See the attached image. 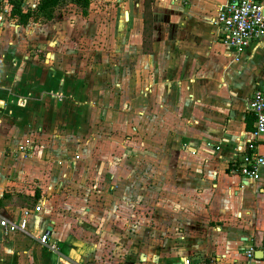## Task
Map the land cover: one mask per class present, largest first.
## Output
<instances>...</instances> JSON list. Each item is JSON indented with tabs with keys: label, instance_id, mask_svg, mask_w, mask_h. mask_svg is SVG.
I'll return each mask as SVG.
<instances>
[{
	"label": "crops",
	"instance_id": "crops-1",
	"mask_svg": "<svg viewBox=\"0 0 264 264\" xmlns=\"http://www.w3.org/2000/svg\"><path fill=\"white\" fill-rule=\"evenodd\" d=\"M70 1L79 15L61 0L17 24L0 0V216L32 206L25 233L0 229V264H244L264 245V170H236L249 143L264 152L247 106L264 36L222 44L224 0H150L146 17L122 0L112 19Z\"/></svg>",
	"mask_w": 264,
	"mask_h": 264
},
{
	"label": "built area",
	"instance_id": "built-area-1",
	"mask_svg": "<svg viewBox=\"0 0 264 264\" xmlns=\"http://www.w3.org/2000/svg\"><path fill=\"white\" fill-rule=\"evenodd\" d=\"M264 4L261 0H224L216 8L215 15L211 22L217 27L219 41L240 52L250 41L260 39L264 36V16L262 9ZM248 110L253 115V128L249 132V140H258L264 137V93L254 90L247 98ZM250 151L243 154L236 165L237 172L249 179H256L259 170H264V152L257 151L249 143ZM39 204L32 210L38 211ZM30 209L22 207L21 215L17 219L0 216V229L3 234L14 232H26L27 217ZM37 240L40 244L46 245L50 249H55L53 242L48 240V230L42 231ZM261 256L264 257V246L260 249ZM257 249L252 245H247L242 249L245 259L244 264L257 263ZM188 264V260H183Z\"/></svg>",
	"mask_w": 264,
	"mask_h": 264
},
{
	"label": "trees",
	"instance_id": "trees-1",
	"mask_svg": "<svg viewBox=\"0 0 264 264\" xmlns=\"http://www.w3.org/2000/svg\"><path fill=\"white\" fill-rule=\"evenodd\" d=\"M61 0H38L37 3L31 8L23 7V0H5L10 7L9 16L14 18L17 24H24L28 20L45 19L48 20L52 17L54 8L60 3ZM82 7L85 6L86 0H74ZM146 6L150 0H144ZM148 6L146 7V9ZM145 18V17H144ZM146 19V18H145ZM250 112V111H249ZM1 203H9L8 195L3 194L0 198ZM36 203V199L32 198L31 203ZM30 208L32 206H23ZM264 246V245H263Z\"/></svg>",
	"mask_w": 264,
	"mask_h": 264
},
{
	"label": "rangeland",
	"instance_id": "rangeland-1",
	"mask_svg": "<svg viewBox=\"0 0 264 264\" xmlns=\"http://www.w3.org/2000/svg\"><path fill=\"white\" fill-rule=\"evenodd\" d=\"M121 1L122 0H91V4L90 5L92 6L91 9L97 14V8L96 7H98V3L101 2L102 4H105L104 6L107 7V8L106 9H103L105 7H103L99 3V6L100 5L102 6V8L100 10L101 11H104L105 10V14H107V16H109V18L112 19V18H114V16L119 17L121 15L120 14V11H118V10L117 11L116 10L114 11V7L116 6V4L120 3ZM61 6L62 7H65L66 6L67 8H70L69 13H71V14L74 13L73 15H79L80 14V11H78L77 7H75L74 4H73V2H71L70 0H63V4ZM72 8H73V11H72ZM57 11L60 12V10H57ZM142 11L144 12L145 17L149 15V13H148L149 10L148 9H146V8L143 7V10ZM107 22H109V21H107ZM107 27L109 28L108 25H106V29H107ZM114 27H115L114 25H110V28H112V34H113V31H114ZM110 32H111V30H110ZM81 43L82 42H79V44L77 45V48L83 49L84 46L83 45H80ZM104 44L105 45H103V49L105 48V50H109V53H111L110 50L114 48L112 46L113 45L112 44V41H109V40L106 41L105 40L104 41ZM87 46H89V45H87ZM90 47L92 49L93 48H97L98 47L97 42H91L90 43ZM105 59H106V61H107L108 64H113L114 63V57H112V55H110V54H108ZM141 148H143V150H145V147L144 146L141 147Z\"/></svg>",
	"mask_w": 264,
	"mask_h": 264
},
{
	"label": "water",
	"instance_id": "water-1",
	"mask_svg": "<svg viewBox=\"0 0 264 264\" xmlns=\"http://www.w3.org/2000/svg\"><path fill=\"white\" fill-rule=\"evenodd\" d=\"M262 15L264 16V8L262 9ZM124 16H126V12H124ZM255 254H261L260 250H257Z\"/></svg>",
	"mask_w": 264,
	"mask_h": 264
}]
</instances>
